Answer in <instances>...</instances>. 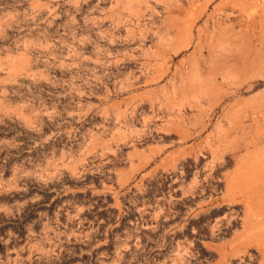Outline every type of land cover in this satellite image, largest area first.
I'll return each instance as SVG.
<instances>
[{
  "label": "rangeland",
  "instance_id": "obj_1",
  "mask_svg": "<svg viewBox=\"0 0 264 264\" xmlns=\"http://www.w3.org/2000/svg\"><path fill=\"white\" fill-rule=\"evenodd\" d=\"M263 211L264 0H0V264H264Z\"/></svg>",
  "mask_w": 264,
  "mask_h": 264
},
{
  "label": "bare ground",
  "instance_id": "obj_2",
  "mask_svg": "<svg viewBox=\"0 0 264 264\" xmlns=\"http://www.w3.org/2000/svg\"><path fill=\"white\" fill-rule=\"evenodd\" d=\"M253 181V180H252ZM256 182V181H255ZM229 185V184H228ZM246 187V186H245ZM258 187H259V185H258ZM255 188H256V186H255ZM262 188H263V186H262ZM237 189H238V187H237ZM262 193V192H261ZM245 195V194H244ZM233 199V198H232ZM248 200V199H247ZM233 202V201H232ZM245 204H246V201H245ZM254 204V203H253ZM247 210V209H246ZM251 212V211H250ZM264 212V211H263ZM248 214V213H247ZM260 215V214H259ZM257 216V215H256ZM254 218V217H253ZM222 221V220H221ZM220 221V222H221ZM251 221V220H250ZM218 222V221H217ZM231 222V221H230ZM235 222V221H234ZM231 224V223H230ZM253 224V223H252ZM221 226V225H220ZM217 227H218V225H217ZM246 228H247V225L245 224L244 225V231L240 234V235H238L232 242H230L229 243V247L231 248V250L233 251V250H236V249H240L241 247H243V245H244V240H245V238H244V234H245V237H246V233H247V230H246ZM254 231V230H253ZM252 235V234H251ZM258 243V242H257ZM253 248V247H252ZM247 251V250H246ZM249 252V251H248ZM228 254L229 253H227L226 255H224L223 257H222V263L223 262H225V259H227V256H228ZM261 256V255H260ZM246 257V256H245ZM250 257V256H249ZM235 258V257H234ZM247 258V257H246ZM251 259V258H250ZM234 261H235V259H234Z\"/></svg>",
  "mask_w": 264,
  "mask_h": 264
}]
</instances>
